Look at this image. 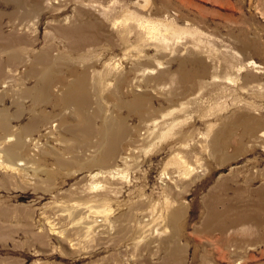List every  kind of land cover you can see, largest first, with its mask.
Returning a JSON list of instances; mask_svg holds the SVG:
<instances>
[{
	"label": "rangeland",
	"instance_id": "1",
	"mask_svg": "<svg viewBox=\"0 0 264 264\" xmlns=\"http://www.w3.org/2000/svg\"><path fill=\"white\" fill-rule=\"evenodd\" d=\"M263 130L264 0H0V264H264Z\"/></svg>",
	"mask_w": 264,
	"mask_h": 264
},
{
	"label": "bare ground",
	"instance_id": "2",
	"mask_svg": "<svg viewBox=\"0 0 264 264\" xmlns=\"http://www.w3.org/2000/svg\"><path fill=\"white\" fill-rule=\"evenodd\" d=\"M135 16V15H134ZM135 18H137V17H135ZM139 19V18H138ZM140 20H142V19H140ZM145 22V21H144ZM144 22L143 21H139V23L137 22V24H139L140 26H145V27H147V29H148V32L151 34V35H153V36H155V35H157L158 33H159V29L157 28V25H155V23H151V24H144ZM146 23V22H145ZM146 29V28H145ZM155 37H157V36H155ZM250 61V60H249ZM254 62V61H253ZM255 65V64H254ZM7 81H5V84L3 85L4 87H6L7 86ZM169 122V121H168ZM168 122H167V124H168ZM152 124L154 125V126H157L158 125V123H157V119H155V120H153V122H152ZM170 124V123H169ZM171 124L172 125H174L175 123H172L171 122ZM170 124V125H171ZM55 126H56V124H55ZM169 127V126H168ZM165 128V127H164ZM163 128V129H164ZM252 128V127H251ZM155 129V128H154ZM110 130V128L108 127V126H106L105 128H104V131L105 132H107V131H109ZM165 130V129H164ZM163 131V130H162ZM262 131V128L261 129H257V128H253V129H251V132H250V134H252V136H254V134L255 133H259V132H261ZM264 131V130H263ZM150 134V133H149ZM157 135V134H156ZM162 135V134H161ZM264 135V132H262V133H260V136H263ZM167 136V135H166ZM16 136L14 135V134H8V135H6V137H5V142L6 143H9V142H11V141H13V140H16ZM22 138H20V139H17L16 140V143L13 145V147H9V149H5V147L4 148H0V149H5V152H3V153H0V164L2 163V164H5L6 166H8V167H16V162H13V161H11V158L12 157H15V156H17L18 155V152H17V146L20 144V143H22ZM1 145H4L3 143L1 144ZM0 145V146H1ZM114 149L113 148H111V149H107V154L108 155H106L105 156V159L106 160H109V158H110V156L112 155H110L109 153L110 152H112ZM4 154H6V156H7V158H8V160L6 161L5 160V158H4ZM177 154H178V152H177ZM179 156V155H178ZM181 156V155H180ZM181 157H183V156H181ZM184 158V157H183ZM185 159V158H184ZM20 159H18L17 161H19ZM124 160H126V157H124ZM17 164H19V162L17 163ZM95 177L96 176H100V175H104V176H106V175H109V176H111L112 178H116V177H119V176H121V177H126V172H124L121 168H116V169H108V171H97V172H95L94 174H93ZM164 177H166L167 179H170L171 178V176H170V174H168V173H165L164 174ZM166 178H164V179H166ZM166 179V180H167ZM99 186V184L98 183H95V184H93V187L94 188H97ZM177 211H175V213H176ZM174 213V214H175ZM178 213V212H177ZM49 226H50V228L52 229V233H58L57 232V230L54 228V226L53 225H51V224H48Z\"/></svg>",
	"mask_w": 264,
	"mask_h": 264
}]
</instances>
